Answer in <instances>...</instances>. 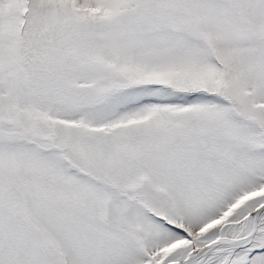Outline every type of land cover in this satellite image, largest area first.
Listing matches in <instances>:
<instances>
[{"label": "snow or ice", "instance_id": "6c2138e0", "mask_svg": "<svg viewBox=\"0 0 264 264\" xmlns=\"http://www.w3.org/2000/svg\"><path fill=\"white\" fill-rule=\"evenodd\" d=\"M0 264H264V0H0Z\"/></svg>", "mask_w": 264, "mask_h": 264}]
</instances>
